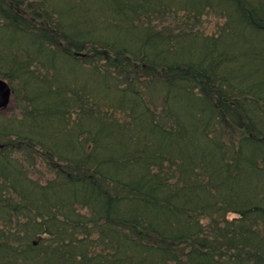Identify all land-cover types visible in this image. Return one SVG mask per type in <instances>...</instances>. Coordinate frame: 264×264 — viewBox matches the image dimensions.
Here are the masks:
<instances>
[{
	"label": "trees",
	"instance_id": "1",
	"mask_svg": "<svg viewBox=\"0 0 264 264\" xmlns=\"http://www.w3.org/2000/svg\"><path fill=\"white\" fill-rule=\"evenodd\" d=\"M0 78V264H264V0H0Z\"/></svg>",
	"mask_w": 264,
	"mask_h": 264
},
{
	"label": "water",
	"instance_id": "2",
	"mask_svg": "<svg viewBox=\"0 0 264 264\" xmlns=\"http://www.w3.org/2000/svg\"><path fill=\"white\" fill-rule=\"evenodd\" d=\"M13 89L11 85L0 78V111H6L12 104Z\"/></svg>",
	"mask_w": 264,
	"mask_h": 264
},
{
	"label": "rangeland",
	"instance_id": "3",
	"mask_svg": "<svg viewBox=\"0 0 264 264\" xmlns=\"http://www.w3.org/2000/svg\"><path fill=\"white\" fill-rule=\"evenodd\" d=\"M63 43V42H62ZM65 45V44H64ZM14 105H15V102H14V97H13V95H12V104H11V106L7 109V111L9 110V111H12L13 109H14Z\"/></svg>",
	"mask_w": 264,
	"mask_h": 264
}]
</instances>
